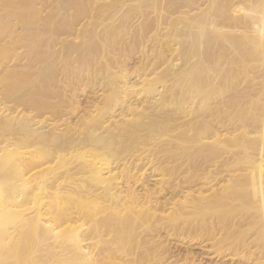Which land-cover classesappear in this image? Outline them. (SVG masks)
Segmentation results:
<instances>
[{
  "label": "bare ground",
  "instance_id": "1",
  "mask_svg": "<svg viewBox=\"0 0 264 264\" xmlns=\"http://www.w3.org/2000/svg\"><path fill=\"white\" fill-rule=\"evenodd\" d=\"M0 90V264H264V0H0Z\"/></svg>",
  "mask_w": 264,
  "mask_h": 264
},
{
  "label": "rangeland",
  "instance_id": "2",
  "mask_svg": "<svg viewBox=\"0 0 264 264\" xmlns=\"http://www.w3.org/2000/svg\"><path fill=\"white\" fill-rule=\"evenodd\" d=\"M256 65L257 64H253V66H256ZM84 86L85 85L80 87L78 85H75L74 87H69V89L66 91V95L69 98L76 99L78 101L75 104L78 107L77 111L79 109L81 110V111L79 110L80 111L79 113L74 114V116H75V117L73 116L74 119H77L76 117L78 116V114H81L82 111L85 110V108H88L93 102L99 100V97H98L99 95L94 94L93 92H91L89 87L85 86V88H84ZM0 92H1V90H0ZM98 94H100V93L98 92ZM0 95H1V93H0ZM2 96H3V94H2ZM2 96H0V97H2ZM0 99H2L3 102L5 101V100H3V97ZM9 102L4 103L3 110L5 108H9L10 106H11L10 108L15 107V104L13 102H10V103ZM180 238L177 236L176 237L174 236V237H171L168 239V243L170 245V249H171L172 253L174 252L175 254H177V256L180 255V257H181L183 255V257H185V256L194 257L193 259H195L196 262H198V264H220V262H222V260L213 259L212 255L209 254V252H208L209 249L202 245L204 243H200V242H198V240L197 241L192 240V241L187 242V239L184 240V239H180Z\"/></svg>",
  "mask_w": 264,
  "mask_h": 264
}]
</instances>
